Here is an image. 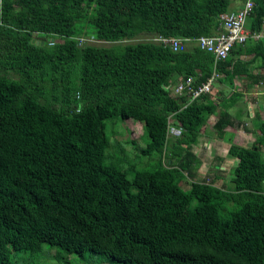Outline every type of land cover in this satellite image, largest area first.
Listing matches in <instances>:
<instances>
[{
	"label": "trees",
	"instance_id": "trees-1",
	"mask_svg": "<svg viewBox=\"0 0 264 264\" xmlns=\"http://www.w3.org/2000/svg\"><path fill=\"white\" fill-rule=\"evenodd\" d=\"M232 1L0 0V264L44 245L121 264H264V122L251 118L252 147L236 145L226 129L247 123L240 94L189 102L167 89L211 75L213 55L193 40L216 35ZM263 23L256 0L251 34ZM143 34L192 42H127ZM91 38L111 45L80 43ZM248 41L217 64L220 85L264 69V39ZM110 120L141 124L150 169L109 155ZM201 136L229 144L231 188L194 180Z\"/></svg>",
	"mask_w": 264,
	"mask_h": 264
},
{
	"label": "rangeland",
	"instance_id": "rangeland-1",
	"mask_svg": "<svg viewBox=\"0 0 264 264\" xmlns=\"http://www.w3.org/2000/svg\"><path fill=\"white\" fill-rule=\"evenodd\" d=\"M218 31V29H217ZM36 38H41L40 35H34ZM162 38V37H160ZM158 41V37L149 38V35H141L137 36L132 41H127L131 43H135L138 41ZM52 45L53 41L56 39H47ZM87 42L88 44H97L99 46H109L111 44L105 42H99L94 39L89 40H81L80 43ZM161 43V42H158ZM119 44L124 45V42H120ZM221 77V76H220ZM220 79V78H219ZM233 82L229 83L230 85ZM176 85V84H175ZM173 85V86H175ZM178 85V84H177ZM216 89L219 91H224L226 89L225 85H220L217 81L215 84ZM169 90V89H168ZM227 90V89H226ZM170 91V90H169ZM228 91V90H227ZM230 93V91L228 92ZM203 97V96H202ZM246 113V112H245ZM249 116L247 119L243 116L245 122H251V115L247 113ZM212 120H215L212 117ZM244 123V122H243ZM247 128V127H246ZM144 130L141 124L137 121L131 120H120L114 121L110 120L107 122L106 135L109 138L111 146L109 155H111L114 151L113 149L116 147L115 152L112 154V158L115 161L122 160L120 163L123 167H136L138 170H147L151 168L152 163L156 159L153 157L143 155L140 150L146 147L148 138L143 135ZM233 142L236 145L252 147L255 144V133L253 128L250 126L247 131L242 129L238 130L236 139ZM216 139H212L209 136H202L196 139V147L198 148L197 156L201 159L203 164H209L206 169H209V175H207V181L209 183H215L217 187L229 189L231 188L230 179L232 177L231 170L235 168L237 165L230 161L231 157L228 155L229 144L226 142L224 144H218ZM120 143L117 144L116 143ZM224 142V141H222ZM261 151L264 155V148H261ZM227 158V159H225ZM220 159V160H219ZM225 159V160H224ZM224 160V161H222ZM219 162V163H217ZM238 164V160H237ZM211 165L214 167L211 169ZM218 165L219 173H211L215 166ZM224 171V172H222ZM132 173V172H131ZM206 180V179H205ZM181 187L183 189L188 188V183L182 181ZM11 264H121L115 260L110 259L108 256L104 254H94L91 252H85V254L80 257L74 254H65L57 247H51L48 245H44L41 252L31 253L29 251H13L11 255Z\"/></svg>",
	"mask_w": 264,
	"mask_h": 264
},
{
	"label": "built area",
	"instance_id": "built-area-1",
	"mask_svg": "<svg viewBox=\"0 0 264 264\" xmlns=\"http://www.w3.org/2000/svg\"><path fill=\"white\" fill-rule=\"evenodd\" d=\"M255 6L256 0H243V4L238 10L221 16V23L216 35L201 36L193 40L200 49L211 53L214 57V69L205 82L195 85L194 79L189 77L178 81V85L176 84L172 88L167 86V89H171L174 95L185 94L189 96V102L211 94L220 78V74L215 68L217 63L227 59L236 45H244L249 38L259 40L263 37L258 33L251 34L247 30L248 20ZM157 42L168 45L173 51L177 52L183 51L192 40L186 38H158ZM244 126H247V124L243 123L242 126L238 127V130L241 131ZM244 130L247 131V128L245 127ZM169 134L178 136L181 134V129L169 126Z\"/></svg>",
	"mask_w": 264,
	"mask_h": 264
},
{
	"label": "crops",
	"instance_id": "crops-1",
	"mask_svg": "<svg viewBox=\"0 0 264 264\" xmlns=\"http://www.w3.org/2000/svg\"><path fill=\"white\" fill-rule=\"evenodd\" d=\"M242 3H243V0H233L230 5H229V11L228 12H231V11H236L238 10L241 6H242ZM227 12V13H228ZM264 24V23H263ZM247 30L250 32V30L248 29V24H247ZM217 33V32H216ZM251 33V32H250ZM260 34L263 36L261 39H264V28L262 29V31L260 32ZM251 41H258V40H253L251 38H249ZM248 39V40H249ZM259 39V40H261ZM249 42V41H247ZM246 42V43H247ZM245 43V44H246ZM244 44V45H245ZM243 46V45H242ZM253 54H244L242 53L241 55H239V59L240 61H249L251 58H252ZM214 64V63H213ZM218 64V63H217ZM217 66V65H216ZM216 68V67H215ZM217 71V69H216ZM218 72V71H217ZM219 73V72H218ZM212 74V73H211ZM220 74V73H219ZM221 76V74H220ZM192 78V77H191ZM233 83L230 85V84H227L226 85V89L228 90H224L223 92L225 93H228L229 91L230 92H235V93H238L240 94L241 96V101H239L237 103V112L238 111H241L243 113V116L247 119V117L249 116L247 113H249L251 115L250 117V120L252 121L251 118H255L257 117L259 120H261L262 122H264V69L262 68H258V67H255V68H252L250 73L247 74V75H241V76H237L233 79L232 81ZM168 86L170 88L173 87L172 84H168ZM171 91V89H170ZM213 93V94H212ZM211 94L207 95L206 97H208L209 99L211 100H216V96H217V93H218V89H216V87L214 86V90ZM171 94L174 95L171 91ZM246 112V113H245ZM229 113L232 114L231 116H234V113H236V111L234 110H229ZM214 117V116H212ZM212 117L209 119L208 121V124L210 126H212L215 121H216V117L215 120H212ZM234 123H235V126L237 127L239 122L234 120ZM247 126H244L243 129L245 127H247V130L248 128L251 126L252 127V124L250 122L246 123ZM169 126H172L169 124ZM169 126L167 127L168 129V135L169 136H172L169 134ZM242 126V125H241ZM178 128V127H177ZM233 127H228L226 129V131L228 132H234V138L236 139V135H237V132L238 130L234 131L232 129ZM253 128V127H252ZM254 130V129H253ZM246 131V130H245ZM255 135L258 134V130H256L255 132ZM202 137V136H201ZM206 137V136H205ZM212 138V137H210ZM214 139V138H212ZM234 139V140H235ZM217 140V139H216ZM256 141V139H255ZM217 142L218 144L222 143L224 144L225 142H222L221 140H217L215 141ZM235 142V141H234ZM197 145H194V148H193V152L194 154L197 156L198 154V148L196 147ZM228 153V152H227ZM199 158V157H198ZM200 159V158H199ZM227 159V158H225ZM224 159V160H225ZM201 160V159H200ZM220 160V159H219ZM222 160V161H224ZM230 161L235 165H237V159L236 158H232L230 159ZM202 162V161H201ZM219 163V162H217ZM209 164H201V167L199 168L198 172H197V175L195 177L194 180H197V181H207V175H209V169H206V167L208 166ZM211 169L214 167L213 165L210 166ZM216 168H214L212 170L211 173L215 172V173H219V170H218V165L215 166ZM221 170V169H220ZM222 171V170H221ZM224 172V171H222ZM193 180L189 179V178H186L184 180V182H187L188 183V188L189 189V185L190 183L192 182ZM182 184V183H181ZM217 185V184H216ZM214 183V186L217 187ZM220 188V187H219ZM185 189V190H187Z\"/></svg>",
	"mask_w": 264,
	"mask_h": 264
},
{
	"label": "water",
	"instance_id": "water-1",
	"mask_svg": "<svg viewBox=\"0 0 264 264\" xmlns=\"http://www.w3.org/2000/svg\"><path fill=\"white\" fill-rule=\"evenodd\" d=\"M35 42V40H32V43H34ZM42 44V43H41Z\"/></svg>",
	"mask_w": 264,
	"mask_h": 264
},
{
	"label": "bare ground",
	"instance_id": "bare-ground-1",
	"mask_svg": "<svg viewBox=\"0 0 264 264\" xmlns=\"http://www.w3.org/2000/svg\"><path fill=\"white\" fill-rule=\"evenodd\" d=\"M243 4V3H242Z\"/></svg>",
	"mask_w": 264,
	"mask_h": 264
}]
</instances>
